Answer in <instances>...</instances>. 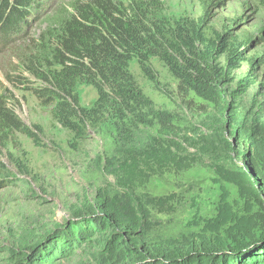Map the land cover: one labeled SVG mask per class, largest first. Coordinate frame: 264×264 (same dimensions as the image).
<instances>
[{
    "label": "rangeland",
    "instance_id": "1",
    "mask_svg": "<svg viewBox=\"0 0 264 264\" xmlns=\"http://www.w3.org/2000/svg\"><path fill=\"white\" fill-rule=\"evenodd\" d=\"M88 1L36 0L27 26L8 43L0 42V106L5 105L30 132L0 128V264H18L20 257L24 263L34 256L33 248L41 249L66 233L77 212L88 215L100 190L118 192L114 177L105 170L107 159L115 155V126L90 129L84 139L76 140L53 119L54 107L38 97L47 86L40 78L53 64L60 21L78 3ZM161 2L170 18L203 20L209 38L230 34L238 39L246 61L233 72V89L253 73L254 83L242 97L243 109L251 110L254 102L264 105V0ZM153 65L156 83L143 76L136 61L130 67L156 108L174 117L180 138L192 140L185 146L197 164L186 172L155 177L138 190L139 195H173L174 211L149 209L148 223L126 243L142 252L144 245L182 250L207 242L230 251L264 238V181L252 172L247 145H238L226 131L222 111L194 94L182 96L168 69L157 59ZM77 92L82 107H94L98 93L91 85L80 84ZM157 129H137L136 144L145 145ZM207 141L213 150L209 154L201 149ZM60 247L61 242L55 253H48L46 264H99L97 246ZM251 249L247 255L256 251Z\"/></svg>",
    "mask_w": 264,
    "mask_h": 264
},
{
    "label": "trees",
    "instance_id": "2",
    "mask_svg": "<svg viewBox=\"0 0 264 264\" xmlns=\"http://www.w3.org/2000/svg\"><path fill=\"white\" fill-rule=\"evenodd\" d=\"M35 2L0 0V42L8 43L21 33ZM238 42L230 34L209 38L201 19L168 17L161 0H89L78 3L60 21L51 52L53 64L40 78L47 86L38 97L54 107L53 119L76 140L84 139L90 129L101 130L107 123L115 126V155L107 159L105 170L114 177L118 192L100 190L88 215L77 212L56 242L33 248L34 256L24 263L20 257L18 264H46V256L55 253L60 242L61 250L86 243L99 247V264H264V238L236 252L219 250L211 242L182 250L144 245L143 252L126 243L128 236L148 223L149 209L174 211L173 195L153 197L139 195L138 190L155 177L186 172L197 164L185 146H191L192 140L180 138L174 117L158 110L145 95L131 71L133 61L147 80L156 83L153 60L157 59L177 81L182 96L194 94L222 111L226 131L238 145H247L245 156L252 172L264 181V105L254 102L251 110L243 109L242 97L254 83L253 73L233 89V72L246 61ZM83 83L98 93L91 109L80 104L77 88ZM140 127H158L157 135L138 145L135 137ZM0 128L30 135L5 105L0 106ZM208 146L204 142L203 153L213 151ZM250 248L256 251L247 255Z\"/></svg>",
    "mask_w": 264,
    "mask_h": 264
},
{
    "label": "water",
    "instance_id": "3",
    "mask_svg": "<svg viewBox=\"0 0 264 264\" xmlns=\"http://www.w3.org/2000/svg\"><path fill=\"white\" fill-rule=\"evenodd\" d=\"M263 239V238H262ZM258 240H261V239H258ZM258 240H255V241H253V242H251V243H248V244H246V245H243V246H239V247H237L235 250H233L234 252H236V251H240V250H243V249H246V248H248V247H250V246H252V245H255V244H257L258 243Z\"/></svg>",
    "mask_w": 264,
    "mask_h": 264
}]
</instances>
